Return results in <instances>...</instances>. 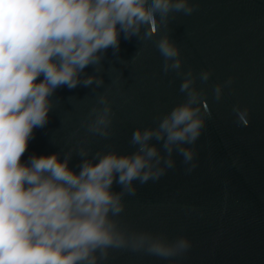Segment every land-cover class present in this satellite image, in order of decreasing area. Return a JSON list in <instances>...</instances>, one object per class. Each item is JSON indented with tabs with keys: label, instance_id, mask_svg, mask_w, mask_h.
<instances>
[{
	"label": "clouds",
	"instance_id": "clouds-1",
	"mask_svg": "<svg viewBox=\"0 0 264 264\" xmlns=\"http://www.w3.org/2000/svg\"><path fill=\"white\" fill-rule=\"evenodd\" d=\"M190 0H0V264H101L110 251L130 250L164 260L184 257L192 242L186 236L129 232L118 217L124 196L135 195L134 181H158L175 167L173 153L186 171L196 168L192 145L211 116L206 92L196 87L190 68L182 73L180 49L165 33L156 42L164 58L163 72L183 75L185 100L156 117L155 127H137L131 154L79 147L80 171L69 168L73 150L61 161L58 153L21 157L34 128L48 123L56 89L95 85L106 51H119L124 39H151L167 27L173 13L190 15ZM94 68L88 75L85 69ZM211 69L199 73L207 82ZM43 76V79H38ZM229 77L213 87L220 101ZM239 122L248 123V108L234 106ZM114 113L106 93L85 121L87 131L107 139ZM155 140L156 143H152ZM162 142L164 154L157 144ZM120 191H113V185Z\"/></svg>",
	"mask_w": 264,
	"mask_h": 264
},
{
	"label": "water",
	"instance_id": "water-1",
	"mask_svg": "<svg viewBox=\"0 0 264 264\" xmlns=\"http://www.w3.org/2000/svg\"><path fill=\"white\" fill-rule=\"evenodd\" d=\"M190 15L173 13L151 39L120 35L119 51L109 48L102 61L103 87H60L52 96L48 123L34 128L23 163L32 155L58 153L62 161L71 149L69 168L79 173V147L131 154L137 127H155L156 117L185 100L183 75L163 72L164 58L156 42L167 33L180 49L181 72L190 68L196 87L206 92L211 116L192 147L196 168L173 153L175 167L158 181L140 184L125 195L124 211L114 219L129 232L164 234L169 240L186 236L192 242L186 256L171 260L130 250L110 251L101 264H264V0H190ZM211 69L207 82L199 73ZM88 75L94 68L85 69ZM233 78L220 101L217 83ZM38 79L42 80L43 76ZM106 93L114 113L107 139L87 131L85 121ZM248 108V123L239 122L234 106ZM152 143H156L155 140ZM162 142L157 144L164 154ZM113 191H120L114 184Z\"/></svg>",
	"mask_w": 264,
	"mask_h": 264
}]
</instances>
